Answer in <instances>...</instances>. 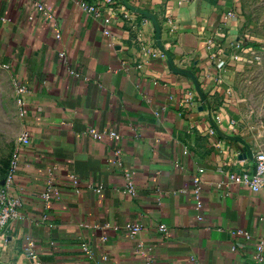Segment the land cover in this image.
Returning <instances> with one entry per match:
<instances>
[{"label": "crops", "instance_id": "1", "mask_svg": "<svg viewBox=\"0 0 264 264\" xmlns=\"http://www.w3.org/2000/svg\"><path fill=\"white\" fill-rule=\"evenodd\" d=\"M85 1L100 15L77 0H0V95L10 87L18 139L28 133L14 183L24 219L0 231V264H141L140 242L153 264H254L256 241L234 231L264 238V191L218 186L264 148L229 91L234 0Z\"/></svg>", "mask_w": 264, "mask_h": 264}, {"label": "rangeland", "instance_id": "2", "mask_svg": "<svg viewBox=\"0 0 264 264\" xmlns=\"http://www.w3.org/2000/svg\"><path fill=\"white\" fill-rule=\"evenodd\" d=\"M228 6L235 12V18L230 20L234 32L227 47L232 52L227 62L228 74L231 81L234 79L229 91L235 94L233 102L244 106L246 121L253 126L250 129L258 126L257 137L264 141V0H234ZM1 91L0 113L5 114H0V178L7 169L20 130L19 112L8 99L11 89L6 86ZM250 144L245 142L249 148Z\"/></svg>", "mask_w": 264, "mask_h": 264}, {"label": "built area", "instance_id": "3", "mask_svg": "<svg viewBox=\"0 0 264 264\" xmlns=\"http://www.w3.org/2000/svg\"><path fill=\"white\" fill-rule=\"evenodd\" d=\"M77 1L79 2V4H81L86 9L94 13L96 16L100 15V6L89 4L85 0H77ZM186 1L187 0H181L179 3L182 4ZM35 12L42 13L45 16H51V13L48 11V9H46L45 4L41 2L35 3ZM35 12L30 16L31 19H34ZM233 18H235V12L230 10L227 12L225 16V22L227 23ZM111 21H112V16H109L105 19V22L107 24L111 23ZM104 33L109 35L110 31L108 29H105ZM209 43L210 45H214V40H211ZM110 45L113 46L114 44L111 43ZM62 56H64L63 53ZM222 60L223 59H220V62ZM140 66L141 65H139V67ZM4 67L8 68L9 66L4 65ZM125 67L128 68L127 66ZM72 73L77 74L74 71H72ZM27 92H28V88L26 86H20L18 88V93H19L18 103L20 105H23L25 101V95ZM216 120L217 121L219 120V116H216ZM215 132H216L215 128L212 127L211 133L215 134ZM90 133L94 138L98 137V133L94 128L90 129ZM111 135L116 139L120 137L116 132H112ZM27 139H28V133H22L18 139V143L21 145ZM21 150L22 148L17 144L11 155L7 172L3 177L0 178V231L3 230L12 222L24 219V216L20 213V206L22 205V200L20 197L14 194V183L19 168ZM119 153L120 151L118 150L117 156L119 155ZM251 160L252 163H249L248 165L244 166L239 171L227 172L226 178L218 186L229 189L234 184H241L248 186L254 192L264 191V148L257 151ZM71 177L74 185L78 187L80 184V180L75 175H72ZM195 181H196V187L194 189V193L196 200V209L198 211L197 216L199 219H202L203 218L202 211L204 209V203L201 197L202 185L199 177H197ZM128 190L130 192H135L136 187L129 182ZM57 191H58V187L56 185L55 179L50 178L48 180L47 191L43 193L44 199H46L47 201L51 200ZM97 191L98 192L103 191V187H99ZM141 228L142 225L140 223H135V224L130 223L127 225V230L132 235L140 231ZM160 228L165 229L166 226L161 225ZM234 235L243 236L247 240H255L256 249L254 253V258H255L254 264H264V238L261 237L255 239V237L249 231L241 228L235 230ZM87 249L88 248H85V250ZM232 249L235 250L236 246L234 245ZM138 250L145 258L144 262L141 264H153L154 262L153 251L151 249H146L144 247V243L140 242L138 244ZM24 254L28 258L33 260H35L37 257V244L31 233H28L25 236Z\"/></svg>", "mask_w": 264, "mask_h": 264}, {"label": "trees", "instance_id": "4", "mask_svg": "<svg viewBox=\"0 0 264 264\" xmlns=\"http://www.w3.org/2000/svg\"><path fill=\"white\" fill-rule=\"evenodd\" d=\"M8 166H9V164H8ZM8 166H7V169H8ZM7 169H6V171H5V174H6V172H7Z\"/></svg>", "mask_w": 264, "mask_h": 264}, {"label": "water", "instance_id": "5", "mask_svg": "<svg viewBox=\"0 0 264 264\" xmlns=\"http://www.w3.org/2000/svg\"><path fill=\"white\" fill-rule=\"evenodd\" d=\"M242 158H245V157H242Z\"/></svg>", "mask_w": 264, "mask_h": 264}]
</instances>
